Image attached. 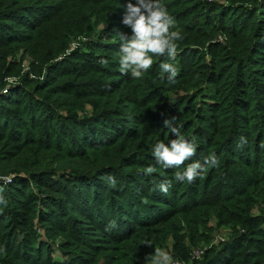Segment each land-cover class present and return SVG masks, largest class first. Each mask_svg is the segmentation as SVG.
<instances>
[{"label": "trees", "instance_id": "1", "mask_svg": "<svg viewBox=\"0 0 264 264\" xmlns=\"http://www.w3.org/2000/svg\"><path fill=\"white\" fill-rule=\"evenodd\" d=\"M127 2L0 0V264H264V0H161L183 37L171 84L166 57L121 72ZM172 116L196 146L178 169L151 150Z\"/></svg>", "mask_w": 264, "mask_h": 264}, {"label": "clouds", "instance_id": "2", "mask_svg": "<svg viewBox=\"0 0 264 264\" xmlns=\"http://www.w3.org/2000/svg\"><path fill=\"white\" fill-rule=\"evenodd\" d=\"M122 23L131 29V35L117 31L121 42L119 48L121 72L123 74L130 72L133 79H138L141 78L142 72L152 67L153 55L166 57V61L159 64L161 78L164 79L166 73L167 82L174 83L178 69L173 63L167 61L176 58L178 48L176 41L183 37L179 31L171 30L175 26V21L161 0H136V3L128 0ZM99 63L107 66L108 62L101 58ZM176 119V116H172L164 121V127L170 129L174 138L168 143L159 141L151 149L157 163L165 168L178 169L196 153L194 141L181 135L179 127L175 124ZM211 166H218V160L214 154L207 156L203 162L189 163L182 172L176 171L175 180H186L192 183L196 178L202 177ZM154 171L155 168L149 166L146 168L145 174L151 176ZM107 179L115 186L116 181L113 177ZM170 187L171 181L168 180L161 181L158 185V189L163 194H167ZM0 202H4L2 198H0ZM148 245L152 246L151 243ZM171 259L167 252L155 248V264H171Z\"/></svg>", "mask_w": 264, "mask_h": 264}, {"label": "rangeland", "instance_id": "3", "mask_svg": "<svg viewBox=\"0 0 264 264\" xmlns=\"http://www.w3.org/2000/svg\"><path fill=\"white\" fill-rule=\"evenodd\" d=\"M22 72H24V70L22 71ZM8 182H10V180H8ZM212 224H214V226H216V221L215 220H213L212 221ZM219 235H218V232H214L213 233V236H212V240H211V244H212V242H217V243H219L221 240H219V239H222V238H226V236L227 235H225L226 233H227V231H228V229L226 228V227H219ZM202 242H204V241H202ZM209 243V244H210ZM210 244V247H212V245ZM205 245V243H200V245L199 246H204ZM165 252H167L168 254H169V252H170V250H164ZM170 255V254H169ZM172 258V257H171ZM172 260V259H171ZM146 263V262H145ZM100 264H102V263H100Z\"/></svg>", "mask_w": 264, "mask_h": 264}, {"label": "built area", "instance_id": "4", "mask_svg": "<svg viewBox=\"0 0 264 264\" xmlns=\"http://www.w3.org/2000/svg\"><path fill=\"white\" fill-rule=\"evenodd\" d=\"M12 176H5L3 179H0V181L8 182V180H11ZM205 248L199 246L198 248H193L191 255L195 258H200L202 254L205 253ZM171 264H185L183 261L179 259H173L171 260Z\"/></svg>", "mask_w": 264, "mask_h": 264}]
</instances>
